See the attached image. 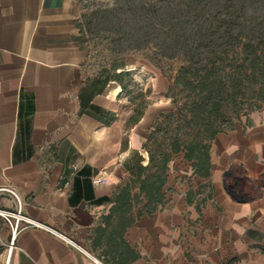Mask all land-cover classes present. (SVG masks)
Wrapping results in <instances>:
<instances>
[{
    "label": "crops",
    "instance_id": "obj_1",
    "mask_svg": "<svg viewBox=\"0 0 264 264\" xmlns=\"http://www.w3.org/2000/svg\"><path fill=\"white\" fill-rule=\"evenodd\" d=\"M81 13L77 0H0V187L51 229L21 230L9 264H222L264 251V109L215 136L208 177L179 153L162 204L140 212L135 187L119 210L156 116L131 123L136 99L90 72ZM0 207L15 198L0 192ZM10 235L0 218V264Z\"/></svg>",
    "mask_w": 264,
    "mask_h": 264
},
{
    "label": "trees",
    "instance_id": "obj_2",
    "mask_svg": "<svg viewBox=\"0 0 264 264\" xmlns=\"http://www.w3.org/2000/svg\"><path fill=\"white\" fill-rule=\"evenodd\" d=\"M242 1L227 0L211 13L207 3L189 0L171 14L172 21L179 25L169 24L166 28L171 35L166 49L180 51L181 55L180 65L166 88L174 110L159 113L150 126L143 144L147 164L136 179L120 188L116 195L119 210L130 208L131 190L135 187L138 193L134 202L141 196L145 201L140 212L150 214L162 204L168 164L179 153L194 174L208 177L209 149L215 136L232 128V121L240 118L244 105L249 109L242 114L245 116L264 109V19L245 12ZM102 13L105 33L118 34L119 26L107 21L109 12ZM190 19L192 25L187 26ZM108 47L114 51L117 46L112 42ZM127 73L113 75L122 90L125 85L121 77ZM142 114L143 110L136 108L130 122L136 123ZM162 124L165 126L161 128ZM157 131L161 133L158 139Z\"/></svg>",
    "mask_w": 264,
    "mask_h": 264
},
{
    "label": "rangeland",
    "instance_id": "obj_3",
    "mask_svg": "<svg viewBox=\"0 0 264 264\" xmlns=\"http://www.w3.org/2000/svg\"><path fill=\"white\" fill-rule=\"evenodd\" d=\"M77 1L82 8L79 35L85 51V63L90 72L102 75L104 80L113 79V75L118 72H128L121 77L125 85L123 94L129 99H136V108L143 111L147 108V114L152 116L174 110L166 88L169 77L174 75L180 65L181 55L180 51L166 49L171 36L166 28L171 24L179 25V22L172 21L171 14L189 0ZM226 2L227 0H201L199 3H207L206 6H211L213 13ZM260 2L264 0H243L244 11L264 19V3ZM105 10L110 14L107 21L119 26L118 34L111 36L103 30L104 20L100 17ZM185 18L189 19L187 15ZM186 25H192V19ZM112 42L117 46L114 51L108 47ZM248 110L244 105L240 118ZM260 110L262 109L252 112ZM240 118L234 119L233 124ZM163 126L165 125L162 124L161 128ZM155 137L158 139L161 133L157 131ZM231 264H264V251H256L252 257L232 259Z\"/></svg>",
    "mask_w": 264,
    "mask_h": 264
},
{
    "label": "built area",
    "instance_id": "obj_4",
    "mask_svg": "<svg viewBox=\"0 0 264 264\" xmlns=\"http://www.w3.org/2000/svg\"><path fill=\"white\" fill-rule=\"evenodd\" d=\"M100 180H101L100 178L95 177L92 181H93V184H98ZM0 192L8 193L9 195L13 196L16 200V207L14 210L5 209V208L0 207V218H2L5 221V223L7 224L11 232L10 242L8 244L7 257L5 259V262L3 263V264H9V258H10L12 249L14 247L15 237L21 230L29 228V227H33V226L40 227V228L43 227L48 230H51V229L47 228L46 226H43L42 224L32 221L23 213L22 203L18 199L15 191L10 186H1Z\"/></svg>",
    "mask_w": 264,
    "mask_h": 264
}]
</instances>
